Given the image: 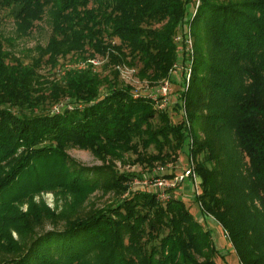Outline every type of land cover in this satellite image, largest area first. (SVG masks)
Here are the masks:
<instances>
[{"label": "trees", "instance_id": "obj_1", "mask_svg": "<svg viewBox=\"0 0 264 264\" xmlns=\"http://www.w3.org/2000/svg\"><path fill=\"white\" fill-rule=\"evenodd\" d=\"M192 2L0 0L19 38L47 12L52 25L27 64L0 37V250L14 253L0 264H216L211 229L183 199L163 202L144 192L123 198L133 173L110 163L128 153L165 162L187 146L197 159L202 213L228 232L243 264H264V0H201L191 18ZM196 20L206 46L195 36L191 85L178 92L191 129L178 103L172 113L160 110L150 95L120 82L117 70L111 80L87 62L102 55L104 68L130 64L151 83L172 79L176 37ZM71 54L83 64L57 70ZM45 68L60 75L51 78ZM46 103L58 104L55 112L38 113ZM71 147L90 149L103 165L79 163ZM98 189L119 199L82 210ZM44 192L61 198L62 209L35 200ZM43 219L64 227L30 244L13 237L26 238Z\"/></svg>", "mask_w": 264, "mask_h": 264}, {"label": "rangeland", "instance_id": "obj_2", "mask_svg": "<svg viewBox=\"0 0 264 264\" xmlns=\"http://www.w3.org/2000/svg\"><path fill=\"white\" fill-rule=\"evenodd\" d=\"M193 1V2H192ZM191 11L190 16L191 18L194 17L195 10H198L197 5L201 3V0H191ZM189 3V2H188ZM158 25V24H157ZM160 27V26H159ZM191 30V38L194 41L195 36L199 37L200 41L202 42L203 46H206V29L204 28L201 21L196 20L193 24L190 22L189 27ZM51 18L49 13L47 12L43 18V20L37 21L31 31V33L26 37H18L16 33V25L14 18L12 17L9 9H3L0 11V37L4 38L6 48L11 49L20 56L25 64L30 63L32 59V48L37 44L45 45L50 37L51 34ZM117 41H119L117 39ZM175 44L177 46V64L175 69L173 70V81L171 80L172 84H170V95L169 100L176 101V97L178 98V92L183 89L190 88L192 74L194 70V66L196 64V47L195 42H193L192 54H186L185 51V44L182 40H176ZM185 55L187 57V62H191V65L188 63H181V57ZM192 55V56H191ZM79 55L71 54L66 57H62L60 59V66L57 68L60 72L64 70V68H69L70 66L77 65L78 62L83 64L84 60L79 61ZM87 62H93L95 64L96 69L100 72L101 77L108 76L109 79L114 78L113 70H117L119 72V81L123 83L130 84L134 87L135 93L140 95L148 96L150 93L156 91L159 85L164 84V80L161 79L158 83H151L149 79L141 78L138 74V67L133 66L130 64H111L109 67L104 68V65L108 62L107 57H103L102 55H97L95 58H91L88 56ZM181 59V60H180ZM188 71L184 70L187 69ZM43 73L51 78H56L59 76L60 73L55 70H50L49 68H45ZM190 76V79L187 77ZM106 85V84H105ZM158 86V87H157ZM183 87L180 88V87ZM171 101V102H172ZM64 106H66L65 99L63 100ZM62 103V102H61ZM68 104V103H67ZM57 105H53L52 103H46L45 107L42 109H38L37 112H55V107ZM156 106V102H155ZM188 110V108H187ZM168 111V110H165ZM172 113V110L169 111ZM189 112V110H188ZM193 124V123H191ZM195 130L196 134H200L201 130L198 123H195ZM193 136V135H192ZM190 139V138H189ZM194 140V137H193ZM68 153L72 158H74L79 163L86 165V166H100L103 165V160L99 157L94 155V153L90 149H82L79 147H71L68 150ZM155 153L154 149L151 148L148 154ZM197 159H193L196 164L197 168ZM109 162V161H108ZM111 165L114 166L117 171L121 173H133L132 181L129 182V190L122 195V197L132 196L133 192H144V193H153L150 191L148 186H144L143 180L145 178H150L152 171L157 166H166L167 171L173 173V171H180V167L183 169L188 168L190 166L189 160V150L188 146L181 152L177 151L176 154L169 157L165 162L162 161H154L150 163L149 161L142 158H139L137 154L128 153L123 159H111ZM171 166V168H170ZM175 167V168H174ZM198 172V171H197ZM198 174V173H197ZM199 175V174H198ZM187 184L181 185L180 189L183 191V196H177V198L184 199V201L189 205L191 212L195 215L197 219H200L203 223L205 228L211 229L215 245L218 249L217 254L215 255L214 259L216 260V264H243L240 261V258L235 251L231 241L230 236L227 231L221 226V224L212 217L211 214H203L200 206L196 203L195 199L192 198L195 196L196 191L195 188L192 186V189L189 188L187 190ZM189 192V196L187 194ZM188 196V197H187ZM119 196L116 195L113 191H106L104 189H98L92 195H90L89 199L84 203L82 206V210H92L95 208L106 207L110 204L116 203ZM121 197V196H120ZM36 201H45L51 209L53 210H61L63 207V200L58 198L55 193L53 192H44L41 195H37L35 197ZM27 205L24 206L26 209ZM64 227V221L62 220H50V219H43L41 224H38L34 227L33 231L27 235L26 238H23L19 233L13 232V237L17 241H21L22 243L30 244L36 235L45 233L46 231L53 230V229H62ZM10 252H5L0 250V263L9 258V256H13Z\"/></svg>", "mask_w": 264, "mask_h": 264}, {"label": "built area", "instance_id": "obj_3", "mask_svg": "<svg viewBox=\"0 0 264 264\" xmlns=\"http://www.w3.org/2000/svg\"><path fill=\"white\" fill-rule=\"evenodd\" d=\"M199 7V4L197 5ZM197 10H195V13ZM194 13V15H195ZM176 40H182L185 44V51L186 54L188 53L189 55L192 54L193 52V40L191 38V30L190 28L187 27L186 34L185 35H178L176 37ZM192 56V55H191ZM188 63L191 65V62H187V57L185 60H183L181 63ZM176 66V65H175ZM175 69V67H174ZM173 69V70H174ZM172 70V72H173ZM185 71H188L187 69H184ZM190 79V76L187 77ZM172 79H166L164 80L163 85H159L158 89L152 93H150V96L154 99L156 102V107L160 110H173L174 106L178 103L179 104V109L180 113L183 118L185 119V122L188 126L189 129H191V121L189 117V112L187 110V105L185 100H180L178 101V98L176 97V101H171L169 100V95H170V84ZM173 81V80H172ZM182 87V86H181ZM191 142H193V136L192 134L190 135ZM194 156L192 154L189 155V160H190V166L188 168L183 169L180 167V171H173V173L168 172L166 166H157L153 171L150 176V178H145L143 180V185L148 186L150 191H152L154 194L157 195V197L163 201L166 202L170 200L171 198H177V196H183V191H181L180 186L187 184V190L189 188L192 189V186L195 188L196 194L192 198H197L201 193H202V188L200 185V179L199 175L197 174V168L196 164L193 161ZM171 168V166H170ZM175 168V167H174ZM187 194L189 196V192L187 191ZM187 196V197H188ZM181 199V198H180ZM184 200V199H183ZM199 206L203 208L202 202H198ZM213 217V216H212Z\"/></svg>", "mask_w": 264, "mask_h": 264}]
</instances>
